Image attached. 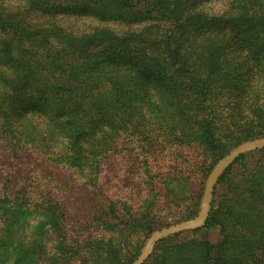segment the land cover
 <instances>
[{
  "label": "rangeland",
  "instance_id": "obj_1",
  "mask_svg": "<svg viewBox=\"0 0 264 264\" xmlns=\"http://www.w3.org/2000/svg\"><path fill=\"white\" fill-rule=\"evenodd\" d=\"M179 2L185 8L178 21L179 42L195 65L192 84L199 86L201 80L207 84L205 102L161 70L160 59L132 54L135 61L138 57L147 61L143 74L129 85L123 83L115 102L109 97L107 119L89 142L86 158L72 155L60 161V167L28 176L32 199L53 197L68 220L92 218L103 205H112L116 216L137 223L123 227L121 233L117 228L105 233L77 228L66 232L84 241L105 242H87L75 252L55 242L56 236L45 243L37 227L48 217L31 210L16 236L6 228L0 232V264H15L12 254L20 249L30 253L19 264H132L152 233L197 216L207 177L221 158L248 141L264 138V23L257 19L264 14V1ZM59 18L73 33L107 29L118 38L139 34L126 43L147 52H156L168 28L143 13L109 21ZM207 121L216 150L202 144ZM261 151L252 152L217 181L212 228L159 242L144 264H205L204 243L221 252L228 264H264Z\"/></svg>",
  "mask_w": 264,
  "mask_h": 264
},
{
  "label": "trees",
  "instance_id": "obj_2",
  "mask_svg": "<svg viewBox=\"0 0 264 264\" xmlns=\"http://www.w3.org/2000/svg\"><path fill=\"white\" fill-rule=\"evenodd\" d=\"M182 6L179 0H0V232L6 228L16 236L24 230L29 212L38 210L48 217L37 227L44 242L56 236L55 242L77 252L87 242H105L100 238L84 241L66 232L77 228L105 233L117 228L121 233L123 227L137 223L116 216L112 205H103L92 218L68 220L53 197L32 199L28 176L49 166L60 167V161L72 155L89 154V142L107 119L109 97L115 102L123 83L139 79L147 64L144 59H160L161 70L174 75L205 102L207 84L204 80L197 82L199 86L192 84L195 65L179 42ZM137 13L168 27L156 52L126 43L139 34L118 38L107 29L78 34L64 28L59 18L70 15L109 21ZM257 19L264 23V14ZM132 54H143V60H133ZM213 135L207 121L201 138L210 150H216ZM251 155L240 156L221 179ZM215 214L211 205L203 227L206 231L213 227ZM203 250L205 264H228L208 243ZM29 253L14 252V263L19 264Z\"/></svg>",
  "mask_w": 264,
  "mask_h": 264
},
{
  "label": "water",
  "instance_id": "obj_3",
  "mask_svg": "<svg viewBox=\"0 0 264 264\" xmlns=\"http://www.w3.org/2000/svg\"><path fill=\"white\" fill-rule=\"evenodd\" d=\"M263 149L264 138L248 141L221 158L207 177L197 216L189 222H184L152 233L132 264H144L159 242L178 234L203 228L210 213L213 190L219 178L240 156Z\"/></svg>",
  "mask_w": 264,
  "mask_h": 264
}]
</instances>
